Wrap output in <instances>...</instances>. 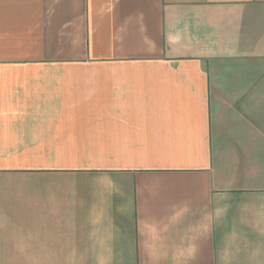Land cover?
I'll return each mask as SVG.
<instances>
[{
    "label": "crops",
    "instance_id": "obj_1",
    "mask_svg": "<svg viewBox=\"0 0 264 264\" xmlns=\"http://www.w3.org/2000/svg\"><path fill=\"white\" fill-rule=\"evenodd\" d=\"M0 264H264V0H0Z\"/></svg>",
    "mask_w": 264,
    "mask_h": 264
}]
</instances>
